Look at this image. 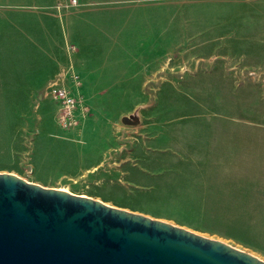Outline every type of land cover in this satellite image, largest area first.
Masks as SVG:
<instances>
[{
	"label": "rangeland",
	"instance_id": "374dc122",
	"mask_svg": "<svg viewBox=\"0 0 264 264\" xmlns=\"http://www.w3.org/2000/svg\"><path fill=\"white\" fill-rule=\"evenodd\" d=\"M21 3L56 12L19 17L44 26L53 19L54 47H30L28 38L29 47L7 51L47 55L54 75L80 74L79 124L57 125L49 83L58 79L34 90L36 80L22 73L20 88L0 95V173L264 258V0ZM129 9L143 11L134 41L127 28H94L124 26L134 19Z\"/></svg>",
	"mask_w": 264,
	"mask_h": 264
},
{
	"label": "water",
	"instance_id": "95a60500",
	"mask_svg": "<svg viewBox=\"0 0 264 264\" xmlns=\"http://www.w3.org/2000/svg\"><path fill=\"white\" fill-rule=\"evenodd\" d=\"M0 264H264L253 251L0 173Z\"/></svg>",
	"mask_w": 264,
	"mask_h": 264
},
{
	"label": "crops",
	"instance_id": "0c3cea01",
	"mask_svg": "<svg viewBox=\"0 0 264 264\" xmlns=\"http://www.w3.org/2000/svg\"><path fill=\"white\" fill-rule=\"evenodd\" d=\"M4 1L5 0H0V95L10 93L7 91L19 89V86H21V82H23V79L21 77L22 73H25L26 76L30 75L33 80H36L34 84L35 87L30 89L39 90L42 83L44 85V83L46 82H54L58 79L57 83H49V92L52 86L58 84L66 87L73 96H79V92L81 91V89L76 83L74 77L77 75L79 76L80 74H78L75 70L74 71L77 74L75 72L72 74V71L70 69H67L64 72L62 71L54 75L52 61H48L46 59L47 55L44 58H27L26 56H12L15 52L7 51L11 49L16 50L21 47H29V39L31 43L30 47L42 49L53 48L54 34L49 29L53 28V25H50L53 23V19H50V21L47 20L46 22L49 24L47 26H44L43 24H39L41 22H38L37 19L28 21L23 20L24 18L20 19L19 17H27L32 14V16L37 17V15L40 14L46 16L47 18L55 16L56 14L54 13L56 12L50 10L23 11L20 8L22 4L21 1L23 0H13L14 2H18L16 5H13L14 7L18 6V8H5V5L7 4L3 3ZM93 9L95 10L96 8ZM140 14L143 16V11H134L133 9H129L126 10V15L134 19H126V21H124V26H117V24L114 25L111 22L109 25L94 26V28H127L126 41H134V33L131 28H140L139 30L141 32H143V28H145L144 21L142 19H135V17L138 15L140 16ZM11 17H13V19H9ZM154 22L156 23V21ZM27 28H34L35 30L29 29V31L27 30ZM157 28H159L158 15ZM111 31H117V29ZM57 34L59 36L58 32ZM137 42H144V40H140ZM138 46L141 47L142 45L139 44L136 47ZM7 54L10 56H7ZM79 80L81 81V79Z\"/></svg>",
	"mask_w": 264,
	"mask_h": 264
},
{
	"label": "built area",
	"instance_id": "2783aa9c",
	"mask_svg": "<svg viewBox=\"0 0 264 264\" xmlns=\"http://www.w3.org/2000/svg\"><path fill=\"white\" fill-rule=\"evenodd\" d=\"M76 3V0H73ZM78 84V77H74ZM50 94L58 103L57 125L64 130L72 129L79 124L78 111L81 102L64 86L55 84L50 89ZM84 108H82L83 113Z\"/></svg>",
	"mask_w": 264,
	"mask_h": 264
}]
</instances>
